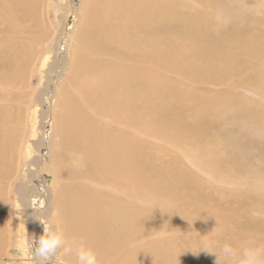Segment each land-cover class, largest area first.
I'll return each instance as SVG.
<instances>
[{
    "label": "bare ground",
    "instance_id": "6f19581e",
    "mask_svg": "<svg viewBox=\"0 0 264 264\" xmlns=\"http://www.w3.org/2000/svg\"><path fill=\"white\" fill-rule=\"evenodd\" d=\"M34 2L0 0V39L20 32L16 21L31 19ZM201 2L204 7L191 11L178 0H85L77 28L70 0L55 20L51 43L25 44L0 62V261L6 248L19 245L21 264H41L25 228L39 237V221L55 218L68 238L87 239L101 264H203L201 246L177 240L184 238L177 236L183 226L175 224L196 228L201 217L190 220L204 212L178 196L163 171L145 159V137L193 145L190 156L213 170L198 123L183 125L176 106L185 96L205 106L208 93L229 94L228 80L250 93L264 87L262 76L247 72L264 58V43L225 26L212 29V3ZM19 3L26 4L22 12ZM37 62L39 78L46 79L42 87L25 82L21 70ZM160 70L173 79L162 84ZM177 78L214 89L193 98ZM24 97L29 104L21 106ZM233 101L241 110L239 98ZM62 156L67 164H60ZM165 221L174 224L162 232ZM13 222L23 226L22 235L13 232ZM16 259L8 264H19Z\"/></svg>",
    "mask_w": 264,
    "mask_h": 264
},
{
    "label": "rangeland",
    "instance_id": "374dc122",
    "mask_svg": "<svg viewBox=\"0 0 264 264\" xmlns=\"http://www.w3.org/2000/svg\"><path fill=\"white\" fill-rule=\"evenodd\" d=\"M34 1L36 6L33 10L31 6H28V11L34 13L31 19L25 16L19 17L18 21L15 20L21 33L14 32L12 29L13 32H8L1 37L0 62L17 56L15 52L25 44L43 46L44 43H51L58 34L55 20L65 15L70 0ZM201 1L178 0V3H183L189 7L187 10L194 11L191 7L196 6L197 9L204 7ZM210 1L212 6L207 8L215 12L210 21L212 29L217 25L225 26V29L238 30L243 35L256 36L259 44L264 43V0ZM84 2L85 0H74V7L77 11L75 15L78 20L77 28L81 25L84 10L82 8L80 11L78 8ZM24 5L26 4L20 5L19 3L17 10L22 12L21 6ZM212 33L216 35L213 30ZM77 45L74 46L77 47ZM80 53L83 56V53ZM30 59L27 57V61ZM37 67H39V62L33 69L25 65L21 68L25 82L28 84L31 82L32 87L34 85L42 87L45 84L46 79L39 78L35 70ZM248 70L247 72L253 76L255 74L262 76L261 80L264 81V58L258 63L257 61L252 62ZM160 74L162 84L173 79L172 74L166 70H160ZM61 79L64 81L63 76ZM178 79L174 80L177 84L180 83V87L188 89L190 97L193 98H196V95L208 93L210 88L214 89L213 86L207 84L202 85L193 81L183 82ZM226 83H229L227 84L229 94H225L228 95V99L225 95L215 96L213 94L214 97H212L211 93H208L209 101L205 106H200L192 101L193 99L185 96L182 98V103L176 106L178 112L184 113L183 119L185 120L182 121L185 124L183 125L189 126V120L198 123L202 133H197L201 135L205 155L215 161L213 170L203 168L190 156V152L197 150L193 145L190 147L188 144L183 145L182 142L176 145L172 140L145 137V151L148 152V158L145 159L155 165L156 171H163L164 178L173 184L178 196L191 199L194 209L198 207L201 212H204L200 215L195 212L190 220L195 221L197 217H201L197 223L198 226L195 224L196 228L191 225L186 227L187 225L181 224L182 222L175 224L176 227L183 226L177 236L184 238L177 240L183 241L187 238L201 246L199 259L203 264H225L222 257H216L203 248L208 247L210 251H217L213 245L217 242L222 244L226 238L231 236L237 237L242 244L254 241L264 245V218H257L252 214L256 211L264 216V87L261 86L257 88V91L250 93L243 87L237 89L229 86L230 80ZM14 89L17 92L20 90V88ZM235 96L241 103L239 111L234 110L237 107L233 105ZM23 103L29 104L27 97L22 99L21 106ZM37 116L39 119V115ZM164 138L168 140V135ZM65 148L69 147L65 146ZM59 161L62 165L69 162L67 156H62ZM148 202L146 198L144 204ZM164 224L166 225L163 226L162 232L174 223L165 221ZM11 227L13 232L16 233L18 230L21 235L23 234L21 232L23 226H18L13 222ZM214 227L215 230L212 231ZM20 249L19 245L15 248L10 246L6 248V255L0 263L8 264L12 257L17 258L16 260L21 264L19 257L23 254Z\"/></svg>",
    "mask_w": 264,
    "mask_h": 264
},
{
    "label": "clouds",
    "instance_id": "9594fccd",
    "mask_svg": "<svg viewBox=\"0 0 264 264\" xmlns=\"http://www.w3.org/2000/svg\"><path fill=\"white\" fill-rule=\"evenodd\" d=\"M252 214L264 218L260 212ZM39 222L43 226L42 234L39 237L29 236L25 228V236L28 247L40 258L41 264H72L71 257H75V264H101L98 250L83 237L68 238L61 221L54 218ZM213 247L217 251H210L208 247L203 249L222 257L225 264H264V245L254 241L242 244L237 237L231 236Z\"/></svg>",
    "mask_w": 264,
    "mask_h": 264
}]
</instances>
